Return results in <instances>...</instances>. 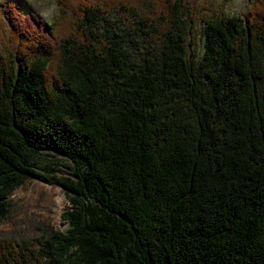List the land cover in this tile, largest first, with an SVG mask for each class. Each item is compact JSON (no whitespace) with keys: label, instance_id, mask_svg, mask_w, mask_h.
<instances>
[{"label":"trees","instance_id":"1","mask_svg":"<svg viewBox=\"0 0 264 264\" xmlns=\"http://www.w3.org/2000/svg\"><path fill=\"white\" fill-rule=\"evenodd\" d=\"M227 2H0V218L37 156L76 177L0 264H264V0Z\"/></svg>","mask_w":264,"mask_h":264},{"label":"rangeland","instance_id":"2","mask_svg":"<svg viewBox=\"0 0 264 264\" xmlns=\"http://www.w3.org/2000/svg\"><path fill=\"white\" fill-rule=\"evenodd\" d=\"M3 0H0V2ZM25 12H34L42 19L50 21L55 14V0H6ZM222 1V0H219ZM253 0H228L227 10L233 14H239ZM201 36L197 40L198 49L201 46ZM34 172L26 181L17 186L10 195H7L9 205L8 213L0 218V235L6 238L28 239L37 238L42 234L56 230H63L67 223L61 217V213L71 208L68 197L72 195L63 183L75 180L74 167L67 160L56 156L53 152L43 153L34 160ZM33 182L42 186H49L55 190V200L45 204L44 209L30 208L27 204L32 196L29 188ZM21 189L20 191H18ZM44 196V190L40 192L39 201ZM37 207V204H35ZM59 210V216L54 218V211Z\"/></svg>","mask_w":264,"mask_h":264},{"label":"bare ground","instance_id":"3","mask_svg":"<svg viewBox=\"0 0 264 264\" xmlns=\"http://www.w3.org/2000/svg\"><path fill=\"white\" fill-rule=\"evenodd\" d=\"M33 187L29 188V192L32 193V196H30V198L28 199L27 204H29V207L32 209L36 208V209H44L45 204L47 205L48 203H50V201L55 200V190L52 187L49 186H42L40 184H38L37 182H33ZM21 189H19L18 191H20ZM44 190V196L43 198L39 201V196H40V192ZM35 204H37V207L35 206ZM59 216V210L56 209V211H54V218L57 219Z\"/></svg>","mask_w":264,"mask_h":264}]
</instances>
